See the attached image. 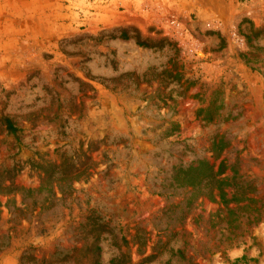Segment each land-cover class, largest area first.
Instances as JSON below:
<instances>
[{
  "label": "rangeland",
  "instance_id": "rangeland-1",
  "mask_svg": "<svg viewBox=\"0 0 264 264\" xmlns=\"http://www.w3.org/2000/svg\"><path fill=\"white\" fill-rule=\"evenodd\" d=\"M224 159L264 212V0H0V264H264Z\"/></svg>",
  "mask_w": 264,
  "mask_h": 264
},
{
  "label": "trees",
  "instance_id": "trees-1",
  "mask_svg": "<svg viewBox=\"0 0 264 264\" xmlns=\"http://www.w3.org/2000/svg\"><path fill=\"white\" fill-rule=\"evenodd\" d=\"M121 38L129 39V34L124 31L121 34ZM138 45L146 47L147 44L138 41ZM5 124L7 129L12 133H17L18 129L14 126L13 122L9 119H5ZM227 146L225 140L214 142L213 147L216 150L223 149ZM226 159H224L218 168V171H214V166L208 161L202 160L198 166H189L187 168H181L180 173L183 178H181L182 191H185L186 187H191V192H186L189 202L187 203V208L192 209L193 203L197 200L202 193L199 194L200 186H202L204 181H210L215 183L209 186L210 196L212 201L216 202L213 195V190L217 191L219 198V204L222 205L216 212V216L220 217V214L228 220L230 229L233 231H238L241 228V223L243 219L248 220L250 223H256L263 215V207L259 205L260 200L255 198L256 187L254 181L245 177V175L240 174L235 168L231 167L232 175L229 177H222L226 172ZM202 190V189H201ZM230 190V192L228 191ZM198 192V194H196ZM196 196V198L194 197ZM203 196V195H202ZM238 229V230H237ZM94 253V261H99L100 248L96 247ZM238 262V261H237ZM112 264H117L113 261Z\"/></svg>",
  "mask_w": 264,
  "mask_h": 264
}]
</instances>
